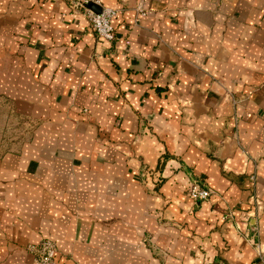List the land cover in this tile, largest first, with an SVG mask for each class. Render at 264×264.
I'll use <instances>...</instances> for the list:
<instances>
[{"label": "crops", "instance_id": "1", "mask_svg": "<svg viewBox=\"0 0 264 264\" xmlns=\"http://www.w3.org/2000/svg\"><path fill=\"white\" fill-rule=\"evenodd\" d=\"M103 4L0 0V264L264 260V0Z\"/></svg>", "mask_w": 264, "mask_h": 264}, {"label": "built area", "instance_id": "2", "mask_svg": "<svg viewBox=\"0 0 264 264\" xmlns=\"http://www.w3.org/2000/svg\"><path fill=\"white\" fill-rule=\"evenodd\" d=\"M67 1L69 2V5L74 10V12L80 11L84 13L90 23L93 32L97 35V37L109 43H114L117 41L118 36L114 21L118 17L120 10L116 8L105 7L103 4V0ZM91 4L99 7L100 11L97 12L88 8V6ZM231 98L232 102H237L234 97ZM138 175L140 178L145 179L147 176L146 169L139 170ZM215 194L216 192L213 189L203 186L199 181L192 182L188 190V196L194 204L208 201ZM234 216L235 214L233 212H230V214H227L224 218L228 221H232L235 219ZM253 231L258 235V227H255ZM251 241H253V238ZM27 251L34 255L35 261L39 264H57V260L60 254L56 243L51 240H44L40 244H30L27 246ZM254 264H264V260L255 262Z\"/></svg>", "mask_w": 264, "mask_h": 264}, {"label": "rangeland", "instance_id": "3", "mask_svg": "<svg viewBox=\"0 0 264 264\" xmlns=\"http://www.w3.org/2000/svg\"><path fill=\"white\" fill-rule=\"evenodd\" d=\"M140 179H141L142 181L144 180V179H142V178H140ZM195 205H197V204H195ZM231 212H233V213L235 214V211H231ZM228 214H230V212H228ZM225 216H226V215H225ZM225 216H224V217H225ZM234 218H236V215L234 216ZM224 220H226V219L224 218ZM226 221L228 222V220H226ZM43 241H44V240H43ZM40 243H41V242H40ZM40 243H39V244H40ZM151 243H152V242H151ZM29 245H30V244H29ZM27 246H28V245H27ZM27 246H26V248H25L26 252H27L28 254L32 255L33 258H34V261H35V257H34V255L27 251ZM59 258L62 259L61 254H59ZM59 258H58V260H57V264L59 263V260H60ZM208 259H209V258L207 257V254H206V252H205V260H208ZM35 262H36V261H35ZM36 263H37V262H36ZM37 264H39V263H37Z\"/></svg>", "mask_w": 264, "mask_h": 264}, {"label": "water", "instance_id": "4", "mask_svg": "<svg viewBox=\"0 0 264 264\" xmlns=\"http://www.w3.org/2000/svg\"><path fill=\"white\" fill-rule=\"evenodd\" d=\"M88 8H90V9H92V10H94V11H97V12L100 11V8L97 7V6H95V5H93V4L89 5Z\"/></svg>", "mask_w": 264, "mask_h": 264}]
</instances>
